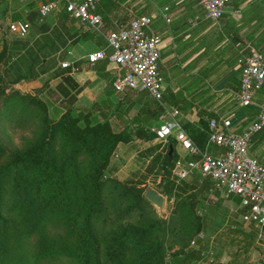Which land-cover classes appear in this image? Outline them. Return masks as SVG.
Instances as JSON below:
<instances>
[{
  "label": "trees",
  "instance_id": "trees-1",
  "mask_svg": "<svg viewBox=\"0 0 264 264\" xmlns=\"http://www.w3.org/2000/svg\"><path fill=\"white\" fill-rule=\"evenodd\" d=\"M109 4V0L97 2L96 10L103 19L107 18ZM56 14L64 25L68 17L65 7ZM39 16L36 8L26 19L38 31H45L48 23L39 21ZM28 43L29 40L20 39L11 46L2 42L0 66L10 58L12 48H25L31 54L26 48ZM34 54L38 56V52ZM70 70V66L58 63L51 73V77H60L56 86L61 92L79 89ZM34 76L32 65L10 81L0 69V112L4 109L10 113L14 109L13 114L21 122L36 120L34 134L20 146H10L0 137V264H193L203 258L200 246L167 249V220L153 212L145 216L140 213L149 203L144 196L146 187L105 175L118 143L128 142L134 136L145 140L155 138L148 121L135 116L134 127L128 124L115 130L107 119L92 121L89 113L74 114L71 107L51 118L46 102L39 96L16 89L6 91L12 83ZM161 109L157 102V108L150 111L151 118L156 119ZM183 127L205 149L207 121L202 120L197 127L190 123ZM166 140L164 150L156 154L154 162L158 164L165 193L173 194L175 208L181 209L186 218L194 214L197 198L196 191L188 190L195 187L187 184L193 174L178 179L173 175L178 155L174 137L168 136ZM196 178L194 183L198 185ZM109 180L113 184L107 189ZM208 187L205 180L200 190L206 191ZM108 193L111 201L124 206V214L137 209L140 215L133 220H117L107 211ZM197 223L199 231L202 224ZM195 238L197 242L202 240ZM213 264L238 263L232 259Z\"/></svg>",
  "mask_w": 264,
  "mask_h": 264
},
{
  "label": "crops",
  "instance_id": "crops-1",
  "mask_svg": "<svg viewBox=\"0 0 264 264\" xmlns=\"http://www.w3.org/2000/svg\"><path fill=\"white\" fill-rule=\"evenodd\" d=\"M45 1L47 0L35 1L36 8L38 9L39 4ZM109 1V11L107 18L104 19L109 27L113 25L114 20L117 21L118 9H134L129 18L133 14H144L151 18L148 30L159 34L162 39L158 60V70L162 79L161 98L166 106L178 110L176 118L182 126L190 123L197 127L202 120L208 121V114L210 117L222 114L229 117L231 128L239 131L257 116L258 105L264 99V87L256 92L255 103L245 106L239 104L237 91L241 70L239 58L242 54L260 50L264 56V0H229L218 21H212L205 16L198 0ZM68 18H71L74 25L81 30L77 34L78 39L65 47L62 58L71 63L70 73L79 86L74 102L89 107L88 110L92 114L101 116L100 119L95 120L91 114L92 121L107 119L114 128L111 119L107 118L105 113L108 107L113 108V103L117 100L116 96L120 93L112 87V71L115 63L107 59L91 63L86 57L89 51L97 48L109 49L105 36L96 31L81 29L74 18L69 16ZM81 35L84 37L80 38ZM99 40L101 43L98 42ZM91 43L93 46L89 47ZM126 91L121 93L128 94ZM140 94H146L144 95L147 96L146 98L157 103V100L146 91L143 93L141 91ZM133 103L130 107L123 102L120 103L123 107H128L124 109L125 113L110 111L112 117L119 123L118 129L114 128L115 130L123 128L125 124L134 127L135 116L151 122V128L159 123L161 112L156 119H152L147 107L148 103L141 96ZM122 122L126 123L122 125ZM131 141L132 139L128 142H120L116 148H126ZM175 143L176 140L174 142L176 154L187 156L186 151L177 143L175 147ZM205 149L217 153L220 147L207 142ZM249 152L264 162V126L251 135ZM125 166L126 164H121L115 169L114 172L119 178L125 175ZM195 173L199 182L206 180L209 183L206 193L216 199L230 202L231 206L235 205L237 211L240 209L237 196L220 194L218 190L213 189L212 181L208 177L201 176L196 170L191 174ZM238 214L240 216V212Z\"/></svg>",
  "mask_w": 264,
  "mask_h": 264
},
{
  "label": "rangeland",
  "instance_id": "rangeland-1",
  "mask_svg": "<svg viewBox=\"0 0 264 264\" xmlns=\"http://www.w3.org/2000/svg\"><path fill=\"white\" fill-rule=\"evenodd\" d=\"M35 1L37 2V0H0V47L2 42H7L11 46L16 39L29 40L26 48L31 53L29 54L25 48H12L10 58L4 62V65L0 66V69L4 70L7 81L14 78L20 71H28L31 65L32 71L35 73L32 78H22L12 83L6 88V91L16 89L21 93L39 96L47 104L48 115L54 119L70 107L73 108L72 112L74 114L82 112L91 115V111L88 110L89 107L86 108L74 102L77 90L72 89L69 93L61 92L56 86L60 81L59 77H51L52 71L56 69L59 61L63 58L65 47L78 39L77 34L81 30L74 25L73 20L67 17L64 25H62L57 19L56 10H54L43 18L39 16V21L45 20L48 23L45 31H38L32 21H30L28 33L24 36H17L6 29V22L9 19L16 16L27 18L28 13L36 9ZM133 11L135 10L132 8L128 10L118 9L117 21H126ZM91 42L93 41L91 40ZM90 46H93L92 43ZM34 52H38V56L34 57ZM127 91L128 94L118 93L113 108L108 107L109 110L107 109L105 113L107 118L111 119L115 129H118L119 123L112 117L110 111L125 113L124 109L126 107H123L120 103L123 102L130 107L133 106L135 99L137 100L141 96L148 103L149 111L157 108V103L146 98L147 96H144L146 94H140L141 91L143 93L145 90ZM127 96L129 97L127 98ZM13 110H10L9 113L3 109L0 112V137L10 146H20L34 134L36 120L28 119L21 122L17 115L13 114ZM138 110L141 112V109L138 108ZM92 117L95 120L101 118L98 114H92ZM124 124L122 122V125ZM147 124L150 125L151 122H147ZM166 141L159 140L156 137L152 140L132 138L128 147L114 150L105 169V175L109 179L119 178L114 171L119 165L126 164L125 175L120 176L119 179L129 180L146 188L152 187L164 196L163 209H159L157 205L149 201L140 213L145 216L153 212L167 220L169 225L165 240L167 249H174L179 245L200 246L203 258L194 261L193 264H213L217 261L228 263L232 259L238 264H264V231H260L258 227L254 228L251 224L243 223L235 205L231 206L230 202L216 199L205 193V191H201L200 186L203 182H199L196 173L187 179V184L195 186L193 189H187L197 192V198L193 206L194 214L184 218L181 209L175 208L174 196L173 194L168 196L165 193L160 181L158 164L154 162L156 154L164 150ZM157 143H160V145H157ZM175 147H177L176 143ZM194 176H197L198 185L194 183ZM112 184L113 182L109 180L107 189ZM189 191L188 193H190ZM106 202L108 213L112 214L117 220H133L140 215L137 209L124 214V206H118L114 201H111L110 193L107 195ZM198 221H201L202 224L199 231H197ZM249 232H252L250 236L247 234ZM195 237L202 239L201 242H197Z\"/></svg>",
  "mask_w": 264,
  "mask_h": 264
},
{
  "label": "built area",
  "instance_id": "built-area-1",
  "mask_svg": "<svg viewBox=\"0 0 264 264\" xmlns=\"http://www.w3.org/2000/svg\"><path fill=\"white\" fill-rule=\"evenodd\" d=\"M229 0H198L205 16L218 21ZM65 7L67 15L78 22L81 29L104 34L105 47L87 53L91 63L107 59L115 63L112 87L117 92L145 90L162 108L159 123L152 129L155 137L166 140L173 136L187 156H178L172 168L176 178H183L193 171L212 181L213 189L220 194L237 196L240 205V220L253 223L264 231V162L249 152L251 135L264 126V99L259 103L257 116L239 131L231 128L228 116L215 114L207 121V140L220 147L217 153L202 149L195 143L176 118L178 110L162 101L161 76L158 70L162 39L148 30L151 18L133 14L126 21H113L109 27L96 10L97 0H47L38 6L40 17ZM30 22L26 18L9 19L6 29L17 36L28 33ZM106 29V30H105ZM241 70L237 99L240 105L255 103L256 92L264 87V56L260 50L243 53L239 58ZM61 66L71 63L62 59ZM73 68V67H72ZM183 157V158H182Z\"/></svg>",
  "mask_w": 264,
  "mask_h": 264
},
{
  "label": "water",
  "instance_id": "water-1",
  "mask_svg": "<svg viewBox=\"0 0 264 264\" xmlns=\"http://www.w3.org/2000/svg\"><path fill=\"white\" fill-rule=\"evenodd\" d=\"M172 147L170 148V150ZM144 196L153 204L157 205L159 209H163L164 196L152 187H147L144 191Z\"/></svg>",
  "mask_w": 264,
  "mask_h": 264
}]
</instances>
